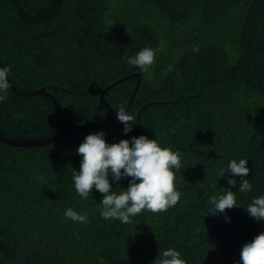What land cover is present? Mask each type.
<instances>
[{
  "label": "trees",
  "instance_id": "obj_1",
  "mask_svg": "<svg viewBox=\"0 0 264 264\" xmlns=\"http://www.w3.org/2000/svg\"><path fill=\"white\" fill-rule=\"evenodd\" d=\"M156 50L142 72L127 63L144 48ZM0 60L21 93L42 85L70 124L67 140L39 147L0 142V264H156L172 248L187 264H242L246 243L264 233V220L245 208L264 195V0H0ZM141 84L130 104L138 77ZM136 117L125 133L117 108ZM61 127L52 100L19 96L9 87L0 102V134L43 138ZM108 144L156 139L178 152L179 202L166 212L142 211L124 224L101 216L103 194L76 191L78 147L90 134ZM248 160L251 191L226 170ZM235 179V186L228 183ZM113 191L118 183L109 171ZM235 192L237 207L210 214L211 198ZM87 213V223L64 216Z\"/></svg>",
  "mask_w": 264,
  "mask_h": 264
},
{
  "label": "clouds",
  "instance_id": "obj_2",
  "mask_svg": "<svg viewBox=\"0 0 264 264\" xmlns=\"http://www.w3.org/2000/svg\"><path fill=\"white\" fill-rule=\"evenodd\" d=\"M156 50L144 48L135 56L127 58L130 66L147 72L154 64ZM11 69L0 67V102L7 98L10 87L9 74ZM117 119L125 125V133L131 132L137 123L136 117L125 110L124 105L117 109ZM105 133L90 134L78 147L77 153L82 156L80 171H73L72 176L77 193L87 199L93 188L103 194L101 216L104 219H116L124 224L131 223V217L142 211L152 213L166 212L180 200L181 193L175 187V172L181 168L178 152L162 147L156 139L147 136L133 137L132 141L122 140L108 144ZM248 160L239 162L232 160L226 170H221V177L226 172L242 178L239 192L251 191L252 185L246 179L250 169ZM109 171L118 183L122 178L131 177L130 186L125 190L113 191L109 181ZM228 183L235 186L236 180L228 178ZM214 210L210 214L225 212L226 209L237 207L235 192L231 189L219 198H211ZM251 217L264 220V195L254 198L245 208ZM64 216L74 223H87V213H78L72 208L65 211ZM242 264H264V233L246 243L241 250ZM156 264H187L181 253L169 248L159 254Z\"/></svg>",
  "mask_w": 264,
  "mask_h": 264
},
{
  "label": "water",
  "instance_id": "obj_3",
  "mask_svg": "<svg viewBox=\"0 0 264 264\" xmlns=\"http://www.w3.org/2000/svg\"><path fill=\"white\" fill-rule=\"evenodd\" d=\"M94 1H107V0H94ZM0 67H4L3 63L0 60ZM131 76H137L138 77V85L135 89V92L133 94L132 100L130 102V104H133L134 99L136 97L137 91L140 87L141 84V74H132ZM9 79V83H10V87L11 89L15 92V94L19 95V96H29V95H36V94H42L45 95L47 97H49L52 102L54 103L59 116H60V120H61V127L59 129V131L52 135V136H47V137H43V138H31V139H12V138H7L3 135L0 134V142L11 146V147H39V146H45V145H49L51 143H54L56 141L59 140H67V134L71 129H76V130H91V129H98V128H102L107 126L108 124H110L113 120V111H112V107L105 101L104 99V94L107 92V90H109L110 88H112L113 86H115L116 84L124 81L127 79L123 78L120 79L116 82L111 83L110 85H108L106 88H104V90L101 92L99 98L101 100V102L107 107L108 111H109V119L101 124H94V125H75V124H70L66 118L65 112L61 106V103L57 100V98L49 91H46L44 88L38 89L36 91H32L30 93H21L20 91H18L12 81ZM119 126L122 129V122L119 121ZM123 130V129H122Z\"/></svg>",
  "mask_w": 264,
  "mask_h": 264
},
{
  "label": "flooded vegetation",
  "instance_id": "obj_4",
  "mask_svg": "<svg viewBox=\"0 0 264 264\" xmlns=\"http://www.w3.org/2000/svg\"><path fill=\"white\" fill-rule=\"evenodd\" d=\"M41 88H44L46 90V86L45 85H42L41 87L37 88L36 90L41 89ZM36 90H34V91H36Z\"/></svg>",
  "mask_w": 264,
  "mask_h": 264
}]
</instances>
